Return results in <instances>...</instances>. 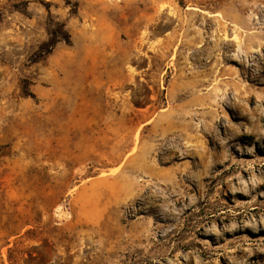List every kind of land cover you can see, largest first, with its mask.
I'll use <instances>...</instances> for the list:
<instances>
[{
  "label": "rangeland",
  "instance_id": "rangeland-1",
  "mask_svg": "<svg viewBox=\"0 0 264 264\" xmlns=\"http://www.w3.org/2000/svg\"><path fill=\"white\" fill-rule=\"evenodd\" d=\"M0 264H264V0H0Z\"/></svg>",
  "mask_w": 264,
  "mask_h": 264
},
{
  "label": "trees",
  "instance_id": "trees-1",
  "mask_svg": "<svg viewBox=\"0 0 264 264\" xmlns=\"http://www.w3.org/2000/svg\"><path fill=\"white\" fill-rule=\"evenodd\" d=\"M51 19V18H50ZM58 41L70 42V34L65 28V24L58 20H51L48 37L42 41L37 50L31 56L32 61L42 58L45 54L51 52L52 48ZM26 95L35 96V94L29 91L26 87L23 89Z\"/></svg>",
  "mask_w": 264,
  "mask_h": 264
}]
</instances>
